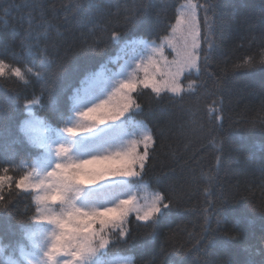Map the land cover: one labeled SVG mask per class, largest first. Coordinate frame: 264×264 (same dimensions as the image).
Instances as JSON below:
<instances>
[{"label":"trees","instance_id":"trees-1","mask_svg":"<svg viewBox=\"0 0 264 264\" xmlns=\"http://www.w3.org/2000/svg\"><path fill=\"white\" fill-rule=\"evenodd\" d=\"M183 1L0 0V60L22 74L33 70L23 79L0 76V173L8 167L19 179L21 162L38 153L19 129L26 102L39 98L35 112L62 127L80 80L126 40L158 42ZM194 2L212 6L214 41L207 67L184 80L196 81V94L134 93L142 106L134 117L163 133L144 183L154 191L171 186L180 207L158 225L147 251L115 239L108 253L131 254L134 264H264V0ZM142 7L143 22L127 23ZM13 191L0 207V243L12 251L26 243L36 212L32 193ZM129 219L134 235L150 231Z\"/></svg>","mask_w":264,"mask_h":264},{"label":"snow or ice","instance_id":"snow-or-ice-1","mask_svg":"<svg viewBox=\"0 0 264 264\" xmlns=\"http://www.w3.org/2000/svg\"><path fill=\"white\" fill-rule=\"evenodd\" d=\"M212 10L211 5L193 4L189 0L187 7L176 17L173 39L169 40V46L175 52L173 60L168 62L163 57V47L153 49L165 60L163 68L159 61L152 60L147 65L136 64L131 73L125 70L119 74V79L90 77L91 82L84 93L75 98V119L62 129L68 139L55 143L54 148L51 142L48 144L56 157L50 169L36 177L28 173L14 180L8 174L9 168L3 167L0 207H6L11 197L17 194L13 185L25 193L35 192L36 204L42 205L46 213L39 219L52 226L47 242L36 244L46 258L43 264H96L113 243L108 238L109 231L130 251L145 252L155 242L158 225L173 209L180 207L179 198L171 186L153 193L144 205L138 204L136 196L129 191L130 186L144 182L152 158L150 153L155 151L154 146L163 133H154L144 125L132 134L134 138H130L122 134L121 124L132 120L142 110L133 96L138 88L151 89L161 99L162 94L167 93L171 94L169 98L179 100L185 95L196 94V81L191 80L185 88L184 80L193 72L200 73L211 58L214 41L209 13ZM143 11L142 7L127 23H142ZM112 39L119 40L120 37L113 35ZM128 67L132 68V65ZM43 70L41 67L36 73L37 78ZM137 70L143 72L142 78ZM32 71V68L27 69V73ZM6 72L21 79L27 74L0 60V76ZM77 137L82 139L77 140ZM114 143L122 146L109 150ZM77 149L84 154H76ZM133 214L137 227L150 231L142 236L134 235L128 227L132 223L129 217ZM227 246L225 241L224 247ZM28 264H42V261L29 259ZM223 264L232 262L225 260Z\"/></svg>","mask_w":264,"mask_h":264},{"label":"rangeland","instance_id":"rangeland-1","mask_svg":"<svg viewBox=\"0 0 264 264\" xmlns=\"http://www.w3.org/2000/svg\"><path fill=\"white\" fill-rule=\"evenodd\" d=\"M191 3L196 4L194 0H191ZM189 4V0H184L177 8V16H179L185 7ZM176 24V20L172 25L170 31L167 35L160 39V41H149L142 37H133L132 39L124 41L115 52L111 55L104 63L99 65L96 69L87 73L79 82V84L73 89V92L70 97V114L67 122H72L74 120L73 108L77 105L75 104V98L78 95H81L86 90L88 84L91 82L90 77L96 78H108L115 77L116 79L121 78L119 74L131 73L135 68L136 64L147 65L152 60L159 61L160 65H165V60L161 58L158 51L154 52L153 49H159L163 47V57H166L168 62H171L175 56L173 48L169 46V40H172L173 26ZM173 43L175 41L173 40ZM132 65V68H129L128 65ZM152 69H150L151 71ZM137 74L142 78L143 72L137 70ZM192 74H197L193 72ZM184 81L185 88L190 82ZM143 89L138 88V90ZM136 91V92H137ZM170 94V93H169ZM134 96V93H133ZM106 98V96L104 97ZM39 98H34L25 103V115L23 116L19 129L25 140L33 147L38 150L37 155L31 161L21 162V166L24 168V174L30 173L33 177L37 175H42L45 169H50L53 166V160L56 157L53 155L52 150L48 148L49 142L52 143V147H55V143L60 142L61 140H67V135L62 132V129L65 127H55L47 122L35 112L34 106L38 105ZM147 125L143 120L137 119L134 116L132 120H125L121 124L122 134L130 138L133 133L138 132L137 129ZM151 129V128H150ZM77 140L82 139V137H77ZM122 145L119 143H114L111 145L109 150H116ZM142 150V146H141ZM78 155H83L79 149H77ZM129 191H131L137 198L139 205H144L147 200H150L153 193L157 192L149 188L146 183L141 184H132ZM34 197L35 192H31ZM35 202V200H34ZM101 203H103L101 201ZM36 205V212L31 219L29 226L25 228V238L26 243L20 245L16 250H9L5 245L0 243V264H28V260L40 259L42 261L46 260L43 257L39 249L36 248V244L40 243L43 245L47 242V238L50 237L52 231V226L49 225L46 221H41L39 218L41 215L46 214L43 212L42 205ZM58 207V206H57ZM132 216L135 217V214ZM108 238L115 241V234L109 231ZM110 246V245H109ZM108 246V247H109ZM108 247L105 249V255L100 257L96 264H134L131 254H109Z\"/></svg>","mask_w":264,"mask_h":264},{"label":"bare ground","instance_id":"bare-ground-1","mask_svg":"<svg viewBox=\"0 0 264 264\" xmlns=\"http://www.w3.org/2000/svg\"><path fill=\"white\" fill-rule=\"evenodd\" d=\"M163 37H164V36H163ZM163 37H161V38H163ZM161 38H160V39H161ZM159 41H160V40H159Z\"/></svg>","mask_w":264,"mask_h":264}]
</instances>
